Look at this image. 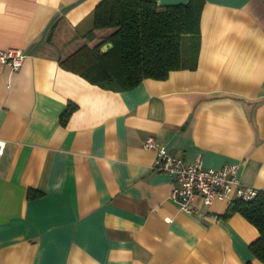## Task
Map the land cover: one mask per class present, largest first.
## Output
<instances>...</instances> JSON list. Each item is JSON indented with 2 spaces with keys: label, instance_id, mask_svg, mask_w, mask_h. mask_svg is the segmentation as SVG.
<instances>
[{
  "label": "crops",
  "instance_id": "1",
  "mask_svg": "<svg viewBox=\"0 0 264 264\" xmlns=\"http://www.w3.org/2000/svg\"><path fill=\"white\" fill-rule=\"evenodd\" d=\"M100 1L0 0V50L25 54L0 64V264H264L249 220L220 199L184 212L143 146L153 135L185 161L238 164L264 190V0H202L182 68L119 91L59 63Z\"/></svg>",
  "mask_w": 264,
  "mask_h": 264
},
{
  "label": "trees",
  "instance_id": "2",
  "mask_svg": "<svg viewBox=\"0 0 264 264\" xmlns=\"http://www.w3.org/2000/svg\"><path fill=\"white\" fill-rule=\"evenodd\" d=\"M202 5V0L170 5L101 0L93 10L92 28L77 35L76 45L59 63L94 84L118 91L131 89L144 78L164 79L183 66V37L190 49H196ZM106 43L112 46L103 52ZM76 108L69 102L60 122L65 124ZM236 212L258 229L259 237L249 247L264 263V190L249 201L233 200L225 216Z\"/></svg>",
  "mask_w": 264,
  "mask_h": 264
},
{
  "label": "built area",
  "instance_id": "3",
  "mask_svg": "<svg viewBox=\"0 0 264 264\" xmlns=\"http://www.w3.org/2000/svg\"><path fill=\"white\" fill-rule=\"evenodd\" d=\"M25 54L21 49L8 48L0 50V64L10 67L12 71L20 69ZM5 141L0 139V159L4 153ZM143 146L155 151L152 167L170 175L177 186L170 193V199L180 208L195 217H203L214 200L227 202L241 199L249 201L255 198L258 189L243 184L237 176L238 164L224 163L215 168L204 165L200 156L194 161H185L182 157L171 155L165 146L159 144L153 135L148 136ZM198 199V203L195 202Z\"/></svg>",
  "mask_w": 264,
  "mask_h": 264
},
{
  "label": "water",
  "instance_id": "4",
  "mask_svg": "<svg viewBox=\"0 0 264 264\" xmlns=\"http://www.w3.org/2000/svg\"><path fill=\"white\" fill-rule=\"evenodd\" d=\"M111 46H112L111 43H108V44L103 45V46H102V51H103V52L107 51L108 48L111 47Z\"/></svg>",
  "mask_w": 264,
  "mask_h": 264
},
{
  "label": "rangeland",
  "instance_id": "5",
  "mask_svg": "<svg viewBox=\"0 0 264 264\" xmlns=\"http://www.w3.org/2000/svg\"><path fill=\"white\" fill-rule=\"evenodd\" d=\"M184 38H186V37H183V44H182V46H183V50H190L189 42H188V45H185V40H184Z\"/></svg>",
  "mask_w": 264,
  "mask_h": 264
}]
</instances>
